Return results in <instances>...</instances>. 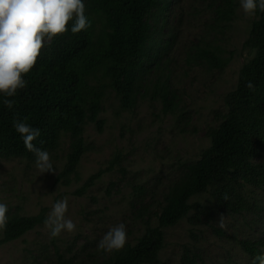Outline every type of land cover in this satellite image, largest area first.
Segmentation results:
<instances>
[{"label":"trees","instance_id":"trees-1","mask_svg":"<svg viewBox=\"0 0 264 264\" xmlns=\"http://www.w3.org/2000/svg\"><path fill=\"white\" fill-rule=\"evenodd\" d=\"M171 3L84 0L90 26L72 33L70 20L68 30L50 40L45 37L36 63L23 74L25 87L13 97L0 94V160H35V154L25 148L13 127L15 120H23L40 129L33 144L49 154L58 152L63 137L70 139L64 166L57 176L69 185L71 176L78 179L80 159L89 149L85 129L94 123L98 131L103 130L105 118L101 114L112 97L117 102V114L133 111L140 99L149 97L162 104L165 115H176L172 60L168 51L164 55L159 51V36ZM207 7L212 16L209 27L220 33L231 24L237 0H210ZM174 38L172 34L165 45ZM244 48L251 56L240 67L235 88L224 98L225 110L216 113L215 124L206 130L210 145L185 164L181 177L170 186L156 212L157 224L147 223L134 243L126 242L102 260L91 257L85 261L58 254L56 264H174L160 257L166 246V228L182 220L198 226L217 214L250 218V225L259 227L260 233L239 240L253 264V257L264 251V12H256ZM231 59L222 55L217 43H198L187 54L186 63L201 61L210 69H223ZM4 99H11L13 106L8 108ZM122 157L120 151L114 153L108 166L91 174L75 193H85L117 166L124 171ZM21 208L17 206L6 214L0 244L18 240L45 224L46 208L34 215L22 214ZM193 253L185 246L176 264H193Z\"/></svg>","mask_w":264,"mask_h":264},{"label":"rangeland","instance_id":"rangeland-1","mask_svg":"<svg viewBox=\"0 0 264 264\" xmlns=\"http://www.w3.org/2000/svg\"><path fill=\"white\" fill-rule=\"evenodd\" d=\"M171 2L159 36L162 43L159 51L163 55L168 51L172 60L171 83L178 112L165 115L160 102L145 97L133 111L117 114V102L112 97L101 114L105 118L103 130L98 131L94 123L85 129L89 149L80 159L78 179L71 176L69 185L57 179L69 149L67 136L63 137L58 152L49 154L55 171L41 174L35 160H0V202L8 205L7 213L20 206L25 215L46 208L47 216L56 200L67 197L65 215L76 224L74 231H62L55 238L50 237L43 224L18 240L0 244V264H56L58 254L85 261L91 257L102 260L113 251L104 252L97 243L110 227L119 223L125 224L126 242L134 243L147 223L157 224L156 212L170 186L181 177L185 164L197 159L210 145L206 130L215 124L216 113L225 110L224 98L235 88L237 73L251 56L244 41L255 15L245 14L237 0L231 24L215 33L209 27L210 0ZM172 34L175 38L165 45ZM212 42L220 45L224 57H232L225 68L210 69L201 61L186 63L194 44ZM118 151L123 155L120 166L124 171L117 166L85 193L76 194L91 174L108 166ZM220 215L198 226L182 220L166 228L161 259L176 264L184 247L189 246L195 252L193 264H250L239 240L260 233L259 227L250 225V218L223 214L225 226L221 228ZM215 228L224 234H218Z\"/></svg>","mask_w":264,"mask_h":264},{"label":"clouds","instance_id":"clouds-1","mask_svg":"<svg viewBox=\"0 0 264 264\" xmlns=\"http://www.w3.org/2000/svg\"><path fill=\"white\" fill-rule=\"evenodd\" d=\"M240 7L245 14L252 16L257 11L264 12V0H240ZM70 20L72 33L90 26L84 0H0V94L13 97L18 89L25 87L27 82L23 74L36 63L45 37L50 40L68 30L66 26ZM248 87H253L251 82ZM3 103L8 108L13 106L11 99H4ZM13 127L20 134L25 148L35 154V166L40 173L55 171L48 151L33 144V140L40 136V129L23 120H15ZM67 210V197L56 200L52 205L44 221L50 237H58L62 231L75 230L76 224L65 215ZM7 211L8 205L0 202V229L7 223ZM223 217L221 214L219 218L221 228L225 226ZM126 238L125 224L119 223L109 228L97 247L104 252L120 250ZM253 264H264V251L253 257Z\"/></svg>","mask_w":264,"mask_h":264}]
</instances>
